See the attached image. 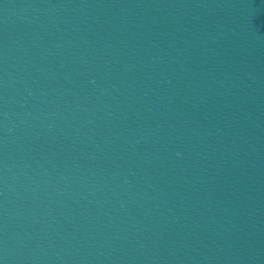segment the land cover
Wrapping results in <instances>:
<instances>
[{"label": "water", "instance_id": "water-1", "mask_svg": "<svg viewBox=\"0 0 264 264\" xmlns=\"http://www.w3.org/2000/svg\"><path fill=\"white\" fill-rule=\"evenodd\" d=\"M0 264H264V0H0Z\"/></svg>", "mask_w": 264, "mask_h": 264}]
</instances>
